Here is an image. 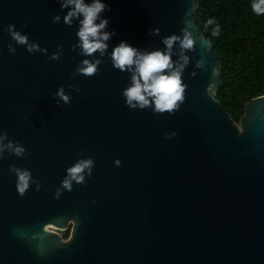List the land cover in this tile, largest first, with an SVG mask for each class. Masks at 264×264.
<instances>
[{"label":"water","instance_id":"obj_1","mask_svg":"<svg viewBox=\"0 0 264 264\" xmlns=\"http://www.w3.org/2000/svg\"><path fill=\"white\" fill-rule=\"evenodd\" d=\"M105 2L116 32L108 51L120 40L164 49L162 38L192 21L185 100L172 115L129 109L127 74L107 58L94 76L69 79L84 57L71 50L76 25L52 23L65 15L56 0H0V131L29 153L0 160V264H264V97L246 105L241 128L216 101L222 60L198 25V0ZM9 24L48 55L62 45L60 60L16 45ZM152 28L160 35H149ZM60 86L68 105L53 99ZM89 156L91 177L55 199L65 169ZM12 164L30 170L40 190L31 184L18 195ZM71 224L68 243L47 229Z\"/></svg>","mask_w":264,"mask_h":264},{"label":"clouds","instance_id":"obj_2","mask_svg":"<svg viewBox=\"0 0 264 264\" xmlns=\"http://www.w3.org/2000/svg\"><path fill=\"white\" fill-rule=\"evenodd\" d=\"M56 2L65 15L63 18L59 14L53 16L52 23L59 24L63 20V23L69 27L76 25V42L71 45V50L84 57L78 62L69 79L77 75L94 76L98 72L99 66L107 58L115 70L127 74L128 82L121 92L126 107L131 110L151 109L153 114L168 113L169 115L179 110L185 100L187 89V85L182 80L184 69L189 63V57L185 51L193 50L196 43L191 20H185V26L180 29L181 35L173 33L162 38L161 43L165 46L164 49L139 48L126 40H120L111 47V51H108L110 41L116 32L115 29L109 30V19L103 15L106 11H110V6L105 0H90V2H86V0H56ZM251 9L257 16H264V0H252ZM195 11L196 3L193 2L185 13L186 17H191ZM204 27L211 28V37L220 34V26L214 19H208ZM5 31L16 45L24 46L29 54L40 52L47 56L49 61H59L63 55L62 45L58 44L56 51L48 55L46 48H41L39 43L34 40L29 42L28 35L22 34L13 24L7 25ZM149 35L159 36L160 29H150ZM202 43L206 45L207 41ZM176 44L179 46L178 53L173 52V47ZM16 50L12 44L7 45L9 54L15 55ZM174 55H178L176 61L172 59ZM204 66L203 58L196 62L197 68ZM212 71L215 74L216 69L213 68ZM68 87L74 89L76 93L80 92L78 87L74 88L71 84ZM53 99L57 105L61 102L68 105L72 96L66 93L63 86H60L53 94ZM164 135L166 139H171L176 137L177 133L172 131L166 132ZM5 153L14 155L16 158L29 155L19 141L9 138L7 130L0 131V160L5 159ZM113 164L119 167L121 161L115 159ZM94 165L95 160L89 156L77 159L67 167L66 174L54 193V198L59 199L63 191H72L74 183L76 185L84 184L86 177H91ZM9 171L16 176V190L21 197L24 196L31 184L36 185V191L40 190V184L32 177L30 170L12 164L9 165Z\"/></svg>","mask_w":264,"mask_h":264},{"label":"trees","instance_id":"obj_3","mask_svg":"<svg viewBox=\"0 0 264 264\" xmlns=\"http://www.w3.org/2000/svg\"><path fill=\"white\" fill-rule=\"evenodd\" d=\"M252 0H198V25L222 60V86L215 96L235 123L246 105L264 97V16L251 9ZM214 19L220 34L210 36L204 25Z\"/></svg>","mask_w":264,"mask_h":264},{"label":"rangeland","instance_id":"obj_4","mask_svg":"<svg viewBox=\"0 0 264 264\" xmlns=\"http://www.w3.org/2000/svg\"><path fill=\"white\" fill-rule=\"evenodd\" d=\"M237 125L241 128V122L237 123ZM73 229L74 224H71L67 231H58V235L64 243H68V241L72 238Z\"/></svg>","mask_w":264,"mask_h":264},{"label":"bare ground","instance_id":"obj_5","mask_svg":"<svg viewBox=\"0 0 264 264\" xmlns=\"http://www.w3.org/2000/svg\"><path fill=\"white\" fill-rule=\"evenodd\" d=\"M47 229L50 232L58 233V229H55V228H52V227H48Z\"/></svg>","mask_w":264,"mask_h":264}]
</instances>
